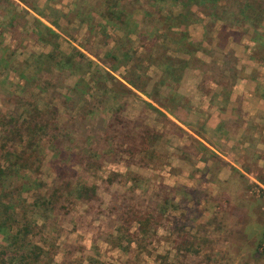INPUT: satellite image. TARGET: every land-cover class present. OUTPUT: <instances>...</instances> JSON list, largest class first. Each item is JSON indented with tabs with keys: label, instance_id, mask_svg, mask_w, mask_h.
Returning a JSON list of instances; mask_svg holds the SVG:
<instances>
[{
	"label": "rangeland",
	"instance_id": "374dc122",
	"mask_svg": "<svg viewBox=\"0 0 264 264\" xmlns=\"http://www.w3.org/2000/svg\"><path fill=\"white\" fill-rule=\"evenodd\" d=\"M15 1L0 0V204L29 225L40 264H264V102L212 127L206 102L173 92L187 58L206 88L264 82L244 0ZM231 28L244 51L223 61ZM187 30L213 61L200 41L183 55Z\"/></svg>",
	"mask_w": 264,
	"mask_h": 264
},
{
	"label": "crops",
	"instance_id": "0c3cea01",
	"mask_svg": "<svg viewBox=\"0 0 264 264\" xmlns=\"http://www.w3.org/2000/svg\"><path fill=\"white\" fill-rule=\"evenodd\" d=\"M15 0H8V3H12ZM17 3L20 5H25L26 1H18L16 0ZM15 1V3H16ZM37 2H40V0H38ZM76 5H79V0H71V7H76ZM36 11L32 12L33 14H35L34 17L43 20L44 14L43 12L41 13L40 10L35 9ZM134 14H133V18H134ZM213 21V26H219L218 22H220V25L222 24V20H220V18H214L211 19ZM205 25V24H204ZM259 27H261L263 29V31H259L258 29L255 31L257 34H260L261 40L257 41V40H252L251 41L256 44L257 46L263 45L264 46V20H262L261 24L259 25ZM226 31V30H225ZM226 36V46L225 48L223 46H220V57L223 61H225V57L227 54H231L233 57L237 56V54H241L244 51V48L242 47V51H238L235 50L236 48H232L231 44H234V42H236V40H234V37L232 36V32H233V28H231V30ZM232 31V32H231ZM185 34L184 38L181 40V47H189V46H193L192 51L189 53L188 51H181L183 53V55H188V56H194L193 52H194V47H195V43H199V41L201 42V45L203 47L202 52L203 53H198L200 50V46L198 45L196 51V57L199 59V61L203 62L204 64L209 63L210 61H213L211 58L206 57V53H208L206 50H204L205 48V44L203 45V39H199L197 40V42L193 39V37L191 36V34L189 33V31L187 30L186 32H183ZM218 35V32L216 34V36ZM219 37V36H217ZM192 44V45H191ZM181 50H184V48H182ZM229 51V52H228ZM228 52V53H227ZM249 60L246 59V67H251L252 69H254V64L258 65L259 62L253 57V56H249L248 57ZM188 60V58L186 59ZM186 60H181L180 67L182 66L183 69V73L179 78L178 81V89L173 90V92H175L178 96L181 95V98H185L187 100H189L192 104L196 101H200V102H206L205 105H199V107L202 109V113L199 111V113L205 115V116H211L212 119L215 118V122L212 123L213 125H211L212 127H214L215 125H217L216 123L218 122H223L225 121V117H229L231 115L233 116H237V114L239 115H243L245 114V110L248 109L247 108V104H249L250 102H254L255 104H261L264 102V95L262 94L264 92V82L260 81L259 82V78L254 79L256 77H251L246 78H240V77H236L234 79V81L232 83H230V85L226 88V85L224 84H219L217 82H210L209 86L203 87L201 83L202 81V71L197 70V69H192L189 67L188 62ZM264 64V61H260ZM199 73V77H195L196 79H190V73ZM202 72V73H201ZM128 84V83H127ZM184 96V97H183ZM197 105V104H195ZM155 108V107H154ZM260 108V107H259ZM157 109V108H156ZM160 111V110H159ZM162 111V110H161ZM168 115V113H167ZM217 119V120H216ZM219 156H221V158H223L222 155L219 154Z\"/></svg>",
	"mask_w": 264,
	"mask_h": 264
},
{
	"label": "trees",
	"instance_id": "16d2710c",
	"mask_svg": "<svg viewBox=\"0 0 264 264\" xmlns=\"http://www.w3.org/2000/svg\"><path fill=\"white\" fill-rule=\"evenodd\" d=\"M201 1V3L197 1L196 4L198 6H204L203 4L207 5L208 3V5L213 4L216 9L218 8L219 0ZM224 7L225 6L219 8L225 9ZM226 12L228 13L229 11ZM188 14L190 15V12ZM240 14H244L247 20L260 25L262 20H264V0H244L242 3V9H240ZM214 17H218L220 19L224 18L219 14L214 15ZM49 31L51 32L53 30L49 29ZM15 124H17V122H15ZM37 124L38 122L35 121L34 118L28 117L27 119H22V122L19 123L18 126L29 132V134H34L35 132L33 129L37 128ZM145 139V136L140 137V140L137 143V145H140L138 149L139 153H142L145 149L144 147H146L147 139ZM134 145H136V143L131 144L130 147H133ZM78 190V196L81 199L92 200L95 197L93 188H89L88 186H79ZM138 223V227L140 229L142 222L138 220ZM18 225L19 224H17L16 221V214L12 210L11 206L0 204V231L4 233L5 240L8 242V244L0 247V264H40V256L43 251L42 248L36 244H32L30 241H25L31 233V228H29L28 224ZM32 225L37 227L35 224ZM11 233L14 234L11 235Z\"/></svg>",
	"mask_w": 264,
	"mask_h": 264
}]
</instances>
